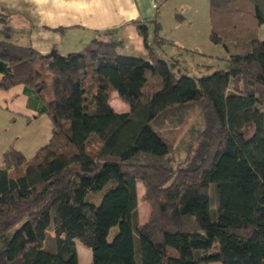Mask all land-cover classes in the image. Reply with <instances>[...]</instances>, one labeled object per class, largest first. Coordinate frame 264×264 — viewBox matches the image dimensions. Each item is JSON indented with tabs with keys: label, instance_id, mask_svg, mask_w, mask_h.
Listing matches in <instances>:
<instances>
[{
	"label": "trees",
	"instance_id": "1",
	"mask_svg": "<svg viewBox=\"0 0 264 264\" xmlns=\"http://www.w3.org/2000/svg\"><path fill=\"white\" fill-rule=\"evenodd\" d=\"M163 1L153 19L134 22L146 58L100 36L42 55L0 29V88L33 89L51 123L32 157L13 144L1 154L0 236L14 231L0 264H79L75 241L89 264H264V0H209V39L226 67L200 76L177 75L159 54L175 44L159 34ZM112 91L128 112L111 108ZM194 111L201 130L173 166L167 124ZM137 181L150 207L144 223ZM108 184L98 204L86 200Z\"/></svg>",
	"mask_w": 264,
	"mask_h": 264
},
{
	"label": "crops",
	"instance_id": "2",
	"mask_svg": "<svg viewBox=\"0 0 264 264\" xmlns=\"http://www.w3.org/2000/svg\"><path fill=\"white\" fill-rule=\"evenodd\" d=\"M157 1L0 0V29L9 26L14 31L12 37L14 43L30 46L42 55L52 53L66 55L79 51L91 39L100 36L105 40L121 41L123 45L118 50L121 55L146 58L147 52L143 38L138 34L134 22L153 19ZM169 1H163L158 13L161 26L163 25L161 11L167 7ZM191 4L187 6L191 7ZM193 5L197 8L196 2ZM56 28L62 30H52ZM150 34H153L152 24H148V42H151ZM258 36L264 39V22L259 27ZM2 77L3 73L0 72V79ZM108 103L115 112L129 111V106L121 100L116 91L109 94ZM42 105L39 95L28 86L18 84L6 90L0 88V126L10 129L9 127L16 123L26 128L30 125H34L35 128L43 127L41 140L34 141L31 139L33 136L30 137L31 144H35L34 148H36L33 151L34 154L47 143L51 134L50 120L45 114H39ZM10 130H13L11 134H15L13 128ZM47 131H49L48 135H46ZM12 138L9 145L13 144L23 153L19 147L15 146L18 137L12 135ZM136 192L137 197L143 195L142 181H137ZM143 211L146 215L143 219L138 217L140 223L146 222L148 218V208H143ZM76 243L75 241V247ZM168 253L176 256L173 250L168 249ZM90 262L91 252L88 262L82 264ZM78 263L81 264L79 257Z\"/></svg>",
	"mask_w": 264,
	"mask_h": 264
},
{
	"label": "rangeland",
	"instance_id": "3",
	"mask_svg": "<svg viewBox=\"0 0 264 264\" xmlns=\"http://www.w3.org/2000/svg\"><path fill=\"white\" fill-rule=\"evenodd\" d=\"M195 2L197 8L193 5ZM190 3H192L191 7L187 6ZM208 8V0H170L167 7L161 11L163 25L159 30V34L165 38L172 39L175 44L164 45L163 50H159V54L169 62L170 68L177 75L193 74L200 76L226 67V62L223 59L225 53L222 47L213 44L209 39L210 22ZM150 36L152 37L151 34ZM196 64L200 66L197 67ZM201 127L202 120L198 111L188 115L185 123L181 126L167 124L169 132L174 133L176 138L171 165L174 166L185 158L189 145L194 142ZM9 128H13L15 134H11L13 130L0 126V157L4 149L12 142V135L13 137H18L15 146L19 147L27 158L32 157L36 148H34L35 144H31L30 137L32 135L31 139L34 141L41 140L40 138L43 137L41 134L44 131L43 127L35 128L34 125H30L26 128L20 127L15 123ZM47 133L49 134V131L46 132V135H48ZM108 187H112V184H108L101 192L87 194L86 200L98 204ZM141 197L142 195H138V217L140 219L145 218L146 212L143 211V208L147 207L149 210L147 217L149 218L150 207L141 200ZM13 231L14 229H11L0 236V251L4 249ZM46 235L47 240L44 249L50 251L53 247V235L50 228L47 229ZM76 250L80 263L88 262L90 251L79 242L76 243Z\"/></svg>",
	"mask_w": 264,
	"mask_h": 264
}]
</instances>
